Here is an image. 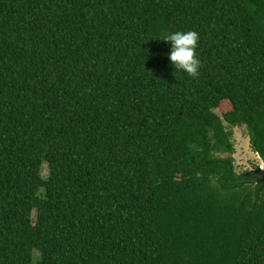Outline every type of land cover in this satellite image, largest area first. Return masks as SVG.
<instances>
[{"label": "trees", "instance_id": "1", "mask_svg": "<svg viewBox=\"0 0 264 264\" xmlns=\"http://www.w3.org/2000/svg\"><path fill=\"white\" fill-rule=\"evenodd\" d=\"M237 126L264 160V0H0V264H264Z\"/></svg>", "mask_w": 264, "mask_h": 264}, {"label": "clouds", "instance_id": "2", "mask_svg": "<svg viewBox=\"0 0 264 264\" xmlns=\"http://www.w3.org/2000/svg\"><path fill=\"white\" fill-rule=\"evenodd\" d=\"M170 42L167 56L175 68L195 77L198 75L200 60L196 55L199 35L196 31H175L164 35L163 39Z\"/></svg>", "mask_w": 264, "mask_h": 264}, {"label": "rangeland", "instance_id": "3", "mask_svg": "<svg viewBox=\"0 0 264 264\" xmlns=\"http://www.w3.org/2000/svg\"><path fill=\"white\" fill-rule=\"evenodd\" d=\"M216 112L220 114L219 109ZM233 141L236 147L234 154L237 171L242 173L252 171L262 163V158L253 150L250 142V132L246 126L233 127ZM43 174L49 175L48 163L44 164ZM36 215V213H34Z\"/></svg>", "mask_w": 264, "mask_h": 264}, {"label": "water", "instance_id": "4", "mask_svg": "<svg viewBox=\"0 0 264 264\" xmlns=\"http://www.w3.org/2000/svg\"><path fill=\"white\" fill-rule=\"evenodd\" d=\"M258 175V182H264V160L262 163L253 170Z\"/></svg>", "mask_w": 264, "mask_h": 264}]
</instances>
